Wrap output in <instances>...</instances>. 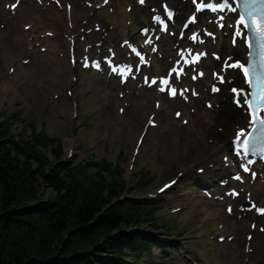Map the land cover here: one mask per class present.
<instances>
[{"label":"trees","instance_id":"1","mask_svg":"<svg viewBox=\"0 0 264 264\" xmlns=\"http://www.w3.org/2000/svg\"><path fill=\"white\" fill-rule=\"evenodd\" d=\"M5 130L0 125V138ZM38 144L46 145L0 144V264H114L107 258L118 256L130 241L121 234L112 236L113 231L134 223L137 214V209L122 212V204L105 208L121 192L123 180L107 183L85 169L60 176L66 167L58 165L45 177L55 197L38 208L28 207L49 164ZM53 151L58 157L59 151ZM80 251L85 253L75 255Z\"/></svg>","mask_w":264,"mask_h":264},{"label":"rangeland","instance_id":"2","mask_svg":"<svg viewBox=\"0 0 264 264\" xmlns=\"http://www.w3.org/2000/svg\"><path fill=\"white\" fill-rule=\"evenodd\" d=\"M19 53L17 52H11L9 57L11 59H15ZM10 62V59L6 61L7 64L2 63L0 64V86H3L4 84H12L13 80L10 78L4 79L3 74L6 71L7 65ZM61 64L59 62L51 63V60L42 56V63H39L38 65H35L32 69H28L27 73L29 77L35 82L43 86L42 94L48 99L49 105L53 108V110H56L57 107H61L65 104L66 99L63 97L62 99H59L54 104H51V96L54 92H56L58 89L64 88L63 79L57 80V83L52 84L49 82V76L45 74L46 70L51 69L56 70L60 69ZM64 69V68H63ZM31 84V82L29 83ZM3 89L0 88V96L3 97ZM12 95H14V99L12 102H4L2 103V106L8 113L12 108H16L18 110H21L22 115L27 119V121H30L31 119H34L37 116V128L38 129H45L47 133L52 134L54 137H58L61 144H62V154L65 157L66 155V138H73L75 141L74 145V152L73 156L77 158V160H82L87 157H94V158H104L107 161L120 164L121 166H124L126 169V165L129 159V152L132 148L133 142H134V130H119L114 129L113 123L115 126H118L120 123L116 121V114L113 109V107H109L108 109H105V113L99 112L95 113L97 110L98 103L96 99H87L86 103H84V106L79 107L78 113L79 116L76 118L73 128H77L79 125V122L87 115H95L97 117V120L95 123H87V126L84 130L81 131L79 129L78 133H74L71 135L67 130L64 131H50V123L51 119H57V115H50V117L45 116L46 113H43L42 111L38 110L34 104L35 98L31 95L29 91L26 92H19V91H12ZM29 104L28 106L26 104ZM144 107L148 106V104L144 101L141 102ZM23 108V109H21ZM146 108L143 109V115H146ZM138 109L139 106H138ZM140 115H137L136 118H139ZM104 121L107 126L111 127V133L108 137L98 140L93 139L91 134L97 133V128L100 125V123ZM137 122V121H136ZM137 123L134 124V126ZM176 125V123L174 124ZM104 127V126H103ZM14 132L19 133L18 135H22L23 131L26 127H23V124H14L11 127ZM199 131V130H197ZM195 132L192 128L187 129V131H180V129H173L171 134L167 135H160V134H153L151 137H149L145 143L144 149L145 152L142 155V158L137 162L135 167L133 168V173L138 172L139 168L142 165H146L149 170L154 173V177L152 178L153 182H151L150 186L146 190L152 189L155 184H159L162 180L168 179L174 172L181 167L183 163L188 160V157H183V155L180 151V147L177 144V136H182L184 138L183 146L189 142H198L199 146H193L192 148V154L196 153H202L206 152V148L204 147L205 140L203 137H195ZM101 136V135H100ZM206 136L210 137H216L217 134L214 131V128H209L208 133ZM212 147V146H211ZM122 148V151L120 152V155L118 157L117 155V149ZM148 151V153H146ZM146 153V154H145ZM47 155V153H45ZM48 156V155H47ZM127 174V173H126ZM189 182L186 178L183 180V185ZM183 185H180V182L177 184V187L174 191H172L171 194L167 195L164 200L160 201V204L163 206V213H166L167 208L169 207V204L176 205L181 203L182 198V191L181 188ZM35 188H39L41 194H43L44 199L49 197L50 199H53L54 194L52 193L51 189L48 188L44 183H41L37 185L35 183ZM37 200H34L33 203H35ZM29 204H32V201L28 202ZM26 204V203H25ZM196 209L192 210L195 211ZM186 213H182L177 219V222H180L182 225L183 218ZM202 218V215H199L197 212L192 214V221L189 225V227L196 225ZM161 221L163 222L164 218L160 216ZM165 222V221H164ZM183 233H188L190 231L186 232V229L182 230ZM163 253H161L159 256H162ZM217 257L218 261H215ZM229 260L231 264L237 263L240 260V253L236 251L233 255H230ZM228 259L226 258V255L220 252V250H217L214 255H209L207 259V264H222V262H226ZM147 264H156L152 261V258L147 261ZM163 264H176V262L168 261Z\"/></svg>","mask_w":264,"mask_h":264},{"label":"bare ground","instance_id":"3","mask_svg":"<svg viewBox=\"0 0 264 264\" xmlns=\"http://www.w3.org/2000/svg\"><path fill=\"white\" fill-rule=\"evenodd\" d=\"M1 1V0H0ZM79 3V2H78ZM115 5L118 6L119 3L115 2ZM22 6V9L27 10L30 13V16L27 17L26 19L30 18V20L33 23H46V24H50V25H56L58 26L62 32L64 34H67L68 36H72L74 38V50H77L79 48V42L75 41V36L74 34L78 32V30H74V29H69L66 26V22L70 21L75 27L78 26L76 19L78 17H81L82 19H86L87 21L92 19L93 17H91L89 15V11L87 10L85 11V9H82L78 6L77 3H74V5L72 6L71 10H70V14L69 16L66 15H62L61 12L58 9H44L38 5H35L33 3H31L29 0H25L24 3H21L16 9H18V11H16V14H19V20L24 19L25 15L22 12L23 10L20 11V7ZM135 9L131 10V13L129 15L122 13L121 16L122 17H128V16H132V17H138L139 15L136 14ZM181 12V10H180ZM143 11L140 12V14H142ZM0 23L4 24V28L0 29V63L3 60V55H7L9 52H14V51H21L22 53L25 54V57H29L30 58V64H33L36 60H37V55L34 51L32 47L31 42H29L25 36H27L26 33H21L18 31L17 27L14 25V19L11 15H9L7 12L4 13L3 10L0 9ZM102 26L104 28V31L107 33L106 36H101L100 34H93V35H88V38L93 39L94 41H104L110 34V32L113 30V20L111 17H107L106 19H103L102 21ZM111 26V30L109 29ZM81 27V25H80ZM35 27H33L32 29H34ZM37 41V40H35ZM170 39L166 38L164 41H162L161 43V49L164 50V43H170ZM44 42L47 44L48 47V52L55 55L56 53H63L64 57L67 59L68 57V44L66 42V40L63 37H60L58 35H55L52 38H45ZM220 43H221V38H219L216 41V44L214 46V48H219L220 47ZM31 45V46H30ZM30 48V49H29ZM119 52H121V50H119ZM165 65L164 61H159L157 62V64H155L153 71H158L159 68H161L162 66ZM208 65L207 62L203 63V66L206 67ZM13 72L10 75V77L14 78V83L13 85L9 86H3V89L5 92L10 91V90H14L15 88L18 87H23L26 84V80L28 79L27 75L25 74V69L26 67L23 66L22 64H20L18 61L13 60ZM28 66V65H27ZM72 72L74 74L77 75V80L76 83L73 84L70 82V80L67 78V82H65V85H72V86H76L75 88V96L72 98H69L68 102L65 105H62L61 107H58L56 110V115H63L64 119H55L53 121H51L50 123V131H63V130H67L70 128L71 124H72V115L74 113H76V110L78 108V106H81V93L79 92V90H77V87H84L85 89H93L95 91V93L97 95H99V99H100V103L103 106H108V102L109 99H106L105 97H103L101 94V92L104 90L105 88V84L106 83H110L112 87H115V82L116 79H111V78H106V77H96L95 74L93 73H87V72H83V71H79L76 68H72ZM152 72V71H151ZM198 91H200L201 95L204 96V93L201 90V83L195 84ZM127 89V93L125 96V100L126 101H132L133 97H134V93L136 90L137 94L135 95L134 99L137 98V96H144L147 95V92L145 89L143 88H139L137 89L133 84H129L126 86ZM38 90V87L35 86L32 91L35 93ZM6 94V93H5ZM36 95V93H35ZM150 97L154 96V93H150L149 94ZM148 96V97H149ZM156 98V97H155ZM158 98V95H157ZM133 99V100H134ZM4 100H9L6 96L4 97ZM216 102H220L221 106H222V112L221 113V119H227L228 117H234L235 120L240 118V114L236 113L234 111H232L228 104L225 103L224 101H222L221 97L218 96L215 98ZM111 102L114 104V100L111 98ZM35 103L37 106H43L42 108H44L46 106V99L41 96V95H37L36 96V100ZM194 106H197L196 101L193 102ZM172 106H178L177 102L172 103ZM152 110V108H151ZM126 111L128 113H132L133 109H132V104H130L129 108L126 109ZM127 115H123L121 117V120L123 122L126 121L127 119ZM145 118H141L139 123H138V127L135 128V132L136 135L139 134ZM160 128L163 130H167L168 126L167 124L164 122V117L161 115L160 116ZM204 121L206 122V124H211L213 123V121L211 119H204ZM203 133H206L205 129L202 128L201 130ZM137 137V136H136ZM71 147V142L69 141V139L67 140V148L69 149ZM184 152L188 153L190 152V146L187 147ZM197 157V156H195ZM204 158L202 157H198V160H203ZM215 165L217 166L218 163L216 162ZM264 179V176H263ZM264 184V183H263ZM246 189L250 190L251 193L254 196H259L258 194V184H254L252 186L250 185H246ZM215 193L217 192V188L214 189ZM191 192V193H189ZM188 199H196L198 197V193L197 191H195L194 188H189V190L186 192L185 194ZM225 201L227 202L228 199H225ZM203 212V211H202ZM204 214L206 213L205 216L207 215H211L210 213L207 212H203ZM234 215L235 216H240L239 220L247 222V221H251V220H257L255 219V217L253 216V214L251 212H247L245 214H242L241 212L238 211H234ZM259 224H263L264 225V218L258 219L257 220ZM240 223H238V227H239ZM236 233V240L239 239V231H234ZM258 236V234H256ZM209 242V241H208ZM242 244H244V240H242ZM208 248H203V250H207ZM258 252H261L264 256V241H260L259 246L256 247L251 253H244L242 251V253H244V257L247 258V261L245 262V264H249L250 261L254 258L257 257Z\"/></svg>","mask_w":264,"mask_h":264},{"label":"snow or ice","instance_id":"4","mask_svg":"<svg viewBox=\"0 0 264 264\" xmlns=\"http://www.w3.org/2000/svg\"><path fill=\"white\" fill-rule=\"evenodd\" d=\"M139 2L141 4H144L145 3V0H139ZM193 2L195 3V0H193ZM261 2H264V0H261ZM105 3H107V0H105ZM233 11H235V9H233ZM169 15H171V13H169ZM193 20H195V17H192ZM244 21V16L241 15L240 16V19H239V22L240 23H243ZM245 27H247L248 25H244ZM185 27H187V25H185ZM256 30L260 33L261 35V38L264 39V27L260 26L258 23L256 24ZM135 51V50H134ZM139 55V53H137ZM87 66V65H86ZM238 67L240 68H243L244 69V74L245 76H249V70L247 68L244 67V65H237ZM97 67H99V65L97 64ZM249 84L251 85L252 84V81L249 80L248 81ZM164 83L166 84L167 81L165 80ZM258 87L260 88H264V84H261L259 81H258ZM164 89L162 88L161 91H163ZM214 91H219V89H213ZM231 91L233 93H237V89L236 88H232ZM172 95H176V90L175 89H172ZM255 95V93L253 94ZM237 103H239V101L237 100L236 101ZM260 103L261 104H264V93L261 94L260 96ZM253 105H250V107H252ZM123 111V109H122ZM177 116H180V113L177 112ZM252 120L253 121H258L259 124L261 125V128L264 129V119L258 117L256 114H255V111H253L252 113ZM240 135H243V131H241ZM239 139V136L237 137ZM247 144V141H245V145ZM247 170V169H246ZM239 179V177H237ZM255 207V206H254ZM229 211H231V209H229ZM257 211L261 212L262 214H264V208H258ZM253 227H255V225H253ZM261 231H264V229H261ZM249 239H251V237H249Z\"/></svg>","mask_w":264,"mask_h":264}]
</instances>
